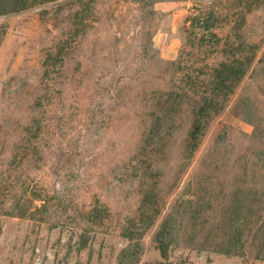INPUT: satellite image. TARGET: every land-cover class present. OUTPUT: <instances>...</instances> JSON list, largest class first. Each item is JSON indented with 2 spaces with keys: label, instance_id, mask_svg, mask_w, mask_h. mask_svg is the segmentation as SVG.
Listing matches in <instances>:
<instances>
[{
  "label": "rangeland",
  "instance_id": "374dc122",
  "mask_svg": "<svg viewBox=\"0 0 264 264\" xmlns=\"http://www.w3.org/2000/svg\"><path fill=\"white\" fill-rule=\"evenodd\" d=\"M0 0V264H264V0Z\"/></svg>",
  "mask_w": 264,
  "mask_h": 264
},
{
  "label": "trees",
  "instance_id": "16d2710c",
  "mask_svg": "<svg viewBox=\"0 0 264 264\" xmlns=\"http://www.w3.org/2000/svg\"><path fill=\"white\" fill-rule=\"evenodd\" d=\"M43 0H4L5 9L4 12L10 13L25 8L32 2H41Z\"/></svg>",
  "mask_w": 264,
  "mask_h": 264
}]
</instances>
